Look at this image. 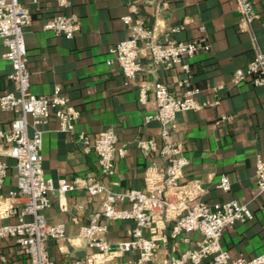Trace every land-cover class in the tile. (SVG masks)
Here are the masks:
<instances>
[{"label":"crops","instance_id":"crops-1","mask_svg":"<svg viewBox=\"0 0 264 264\" xmlns=\"http://www.w3.org/2000/svg\"><path fill=\"white\" fill-rule=\"evenodd\" d=\"M251 2L257 18L245 32L239 28L235 0H68L65 8H58L54 0H21L31 17L23 35L29 92L47 97L58 89L79 112L72 133H61L53 118L43 126L42 172L53 180L55 190L49 192V205L42 215L48 225L62 224L65 228L64 239L45 242L52 262L71 264L93 252L80 237V229L92 220L107 226L103 238L113 250L134 227L130 221L100 218L102 194L91 196L80 187L59 193V180L71 184L75 179L93 177L113 193H150L162 186L158 171L168 162L160 155L164 145L160 124L152 118L156 113L152 85L161 83L174 97H182L185 89L178 83L185 73L178 67L167 69L141 59V71L127 82L116 62L108 65L113 60L109 50L129 37V29L121 22L129 15L145 27L154 28L158 38L178 28L169 36L173 41L202 39L209 46L207 52L186 60L191 86L198 90L195 98L205 106L177 113L169 130V142L179 145L180 155L188 160L180 185H196L188 194L187 206L205 203L212 207L231 201L247 206L252 219L224 229L220 245L234 258L250 260L264 252V193L255 185V164L257 160L264 162V87L231 85L235 70L244 69L254 59L255 48L264 52V2ZM61 15L78 19L79 30L71 39L43 30L46 20ZM4 52L0 41V56ZM10 72L9 63L0 59V96L13 90L7 77ZM141 88L146 90L144 105L139 103ZM14 117V111L0 110V128L9 131ZM107 129L114 131L117 146L127 148L123 159L116 158L111 177L99 175L95 153L85 151L77 140L83 133L93 143L95 136ZM139 141H152L155 149L141 150L137 147ZM7 147L0 139V161L7 165L0 190V225L15 224L17 216L7 211L16 213L25 203L18 195L9 197L16 191L17 178L15 161L4 155ZM221 176L229 179V192L216 189ZM170 214L168 211L166 216H156L150 229L143 232L145 238L153 237L156 242L150 264H171L187 250H196L201 242L197 233L173 237ZM136 256L135 251L117 253L106 264H132ZM0 264L30 262L19 246L0 239ZM202 264H209V260Z\"/></svg>","mask_w":264,"mask_h":264},{"label":"built area","instance_id":"built-area-1","mask_svg":"<svg viewBox=\"0 0 264 264\" xmlns=\"http://www.w3.org/2000/svg\"><path fill=\"white\" fill-rule=\"evenodd\" d=\"M54 1L58 8L68 6V0ZM235 3L240 17L239 28L248 32L252 21L257 18L253 3L251 0H235ZM30 21V14L23 8L21 0H0V41L5 49L0 59L9 63L11 72L7 77L13 85L12 92L0 96V110L15 112L9 131L0 128V139L8 145L4 155L15 161L16 191L9 193V197L15 198L18 195L25 200L24 206L18 212L7 211L10 215L15 214L17 220L13 225H0V239H9L15 246H19L30 264H55L46 253L45 242L64 239L65 228L62 224L48 225L42 215L49 205V192L55 190L53 180L44 177L42 172L43 126L53 118L61 133H72L79 112L69 105L68 99L58 89L47 97H37L29 92L30 76L23 35ZM121 22L129 29V37L109 50L113 60L108 65L116 62L127 82H131L141 71V59H148L154 65L167 69L178 67L185 73L178 86L185 91L182 97L177 98L166 85L157 82L152 85L156 107L152 118L160 124L159 134L164 141L160 155L168 162L165 168L158 171L162 177L161 187H156L150 193L137 190L113 193L93 177L75 179L71 184L64 180L57 182L56 190L59 193L80 187L91 196L102 194L104 198L101 202L100 218L105 221L126 220L134 226L126 231L124 239L113 250L103 238L107 226L92 220L80 229V237L86 240L93 252L83 261L71 264H106L114 254L130 251L137 253L136 261L132 264H150L156 251V242L153 237L145 238L143 232L150 229L156 216H166L168 211L172 216L173 237L186 236L189 233H197L201 237L196 250H187L171 264H202L206 259L209 264H264V252L250 260L241 256L234 258L220 245V236L224 229L252 219V213L247 206L238 201L212 207L205 203L186 205L188 194L195 190L196 185L193 182L180 185L188 160L180 155V146L168 140L169 130L177 113L198 111L205 106L195 98L198 90L191 86L186 60L195 57L198 52H207L209 46L202 39L181 43L173 41L169 36L178 32V28L170 29L158 38L154 28L145 27L131 15L121 18ZM43 30L71 39L79 30L78 19L74 15L54 16L44 22ZM254 53V59L244 69L235 70L231 79L232 86L250 83L255 87H264V52L255 48ZM139 103H146L145 88L140 89ZM29 118L31 123L28 122ZM77 140L83 143L85 151L95 153L101 176L111 177L116 158L123 159L127 153L125 146H117L112 129L100 132L93 143L83 133L77 136ZM137 147L141 150L155 149L152 141H139ZM6 170V163L0 161V190L5 182ZM255 172L256 188L264 193L263 161L257 160ZM229 188V179L221 176L216 189L226 193L230 191ZM119 204H127L128 207L117 208Z\"/></svg>","mask_w":264,"mask_h":264}]
</instances>
